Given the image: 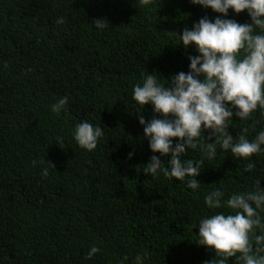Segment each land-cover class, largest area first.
Segmentation results:
<instances>
[{
  "label": "trees",
  "instance_id": "obj_1",
  "mask_svg": "<svg viewBox=\"0 0 264 264\" xmlns=\"http://www.w3.org/2000/svg\"><path fill=\"white\" fill-rule=\"evenodd\" d=\"M217 15L189 0H159L150 9L136 0H0V264H134L138 253L147 254L145 264L214 259L195 242L198 225L191 229L206 211L205 189L250 186L264 178V157H253L259 171L249 174L246 162L221 153L202 166L196 192L152 178L142 171L154 153L139 118L163 117L151 104L137 112L132 88L144 72L169 82L188 72V57L198 53L168 33ZM97 18L110 28L93 30ZM226 18L251 22L246 11L229 9ZM63 96L69 100L57 116L49 106ZM82 120L104 130L94 151L73 140ZM254 121L257 131L264 127L258 112L227 130L235 136L249 127L252 136ZM93 245L100 251L86 259Z\"/></svg>",
  "mask_w": 264,
  "mask_h": 264
},
{
  "label": "clouds",
  "instance_id": "obj_2",
  "mask_svg": "<svg viewBox=\"0 0 264 264\" xmlns=\"http://www.w3.org/2000/svg\"><path fill=\"white\" fill-rule=\"evenodd\" d=\"M189 2L219 14L211 20L207 16L200 18L179 36L168 33L176 38L175 45L192 47L198 55L189 56L188 72L177 73L170 82L155 72H144L141 82L132 88V101L137 112L145 104H151L153 112L163 117L147 122L143 116L139 118L149 149L154 153L142 171L152 178L178 181L187 190L196 192L202 186L196 179L202 166L221 153L237 162H246L243 171L249 174L259 171L256 163L261 160L253 157H264V127L255 129L259 121L250 125L255 132L252 136L249 127H241L235 136L227 130L237 122L252 121L258 112L264 119V0ZM136 4L142 9L157 8L159 0H136ZM229 9L234 14L246 11L251 22L240 24L226 18ZM56 23H64V18L58 17ZM92 23V29L98 33L110 28L104 18ZM68 100L67 96L60 97L49 106L50 111L59 116ZM202 131H210V136L204 137ZM103 136V128L88 120L76 123L72 130L75 143L89 152L96 149ZM54 142L60 145L63 138L56 137ZM188 149L190 157L182 159ZM197 153L200 159L195 158ZM160 157L166 159L162 162ZM42 174L47 175L48 168ZM261 179L264 178L256 176L243 189L229 191L215 186L205 189L206 211L191 224V229L198 225L195 242L215 253L214 259L206 264H229L230 257H235L236 264H264ZM99 251L97 246H91L86 259ZM146 260L147 254L138 253L134 264H145Z\"/></svg>",
  "mask_w": 264,
  "mask_h": 264
}]
</instances>
